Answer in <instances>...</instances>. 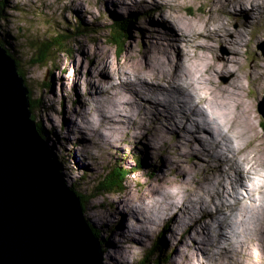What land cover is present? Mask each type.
Instances as JSON below:
<instances>
[{
    "label": "rangeland",
    "instance_id": "374dc122",
    "mask_svg": "<svg viewBox=\"0 0 264 264\" xmlns=\"http://www.w3.org/2000/svg\"><path fill=\"white\" fill-rule=\"evenodd\" d=\"M162 1L0 0V33L3 34L0 39L8 41L12 58L18 60L17 69L24 75L32 106L35 101L40 104L37 108L33 106L32 115L46 129L43 139L60 167L64 183L68 186L75 183L76 190L87 200L88 190L114 164L119 163L130 170L125 175V187L121 192L108 194L105 199L99 196L84 202L87 222L101 230L104 264H138L150 250L155 248V252L158 251L157 244L166 259L164 264H264V241L259 240L264 236V222L256 231L258 235L254 236L251 234L255 231L237 230L235 226L233 238L237 243L230 241L233 235L230 218L235 220L236 213H241L234 203L244 201L238 195L242 188H247L248 180L253 182L251 191L260 194L252 198V208L246 207L253 215L251 227L257 219L254 215H259L260 209L264 208L263 170L249 177L236 173L229 162L222 160L225 156L231 157L232 152L209 122L206 125L218 148V159L208 156L202 161L192 156L179 157L177 152L184 148H176L181 141L176 133L183 132L176 122L185 120L179 115L181 110L158 108L156 112L168 120L165 126L164 118L155 115H147L148 119L141 122L129 118L126 113L124 118H114L119 123L118 129H112L110 123L114 119L111 122L107 119L111 112L115 113L111 105L133 103L127 89L141 84L129 72L128 81H122L123 75L115 71L117 64L124 65L127 71L131 59L139 60L145 66L148 46L152 49L153 60L160 61L168 72L185 63L182 34L187 35L169 20V8ZM169 1L176 6L170 9V13L177 15V7H180L179 14L187 12L189 19L204 18L212 2ZM219 5L221 9L214 12L218 15L217 30L209 26L211 34L204 31L195 41L201 43L199 49L207 57L206 61L225 62L230 68L209 75L201 61L194 67L202 68L203 75L213 76L214 80L206 79L209 82L207 88L212 91H216L217 81L229 85L237 79L242 83L243 97L247 99L254 127L262 138L248 142L242 149L243 153L251 151L253 162L260 163V157L264 156V129L260 125L263 117L258 111V106L264 105V0H253L250 4L244 2L236 9L229 7L228 11L222 2ZM254 13L263 17L262 21L250 22L248 18H254ZM117 16L134 17L132 29L121 42L123 46L119 51L116 44L108 42V31L115 28L113 18ZM60 35L65 36L63 40L67 49L54 51L46 57L52 58V63L32 64L36 49ZM157 82L165 100L185 97L175 93L181 88L180 81L172 85L164 79H157ZM255 83V94L252 95L250 90ZM190 96L197 101L196 94L190 93ZM195 105L205 109L202 103ZM207 140L211 144V138ZM181 158L184 161L179 166L180 161L175 163L174 160ZM234 176L236 187L229 182ZM225 186L224 194L215 193L225 190ZM181 197H184L183 203ZM195 201L201 203L195 205ZM187 206L202 208L203 212L198 210L192 215L200 216L199 223L208 225L209 229L205 231L208 237H219V228H215L219 222L229 223L230 228L220 227L223 240H218L221 248L209 246L206 242L191 249V230L185 229L179 215L168 216ZM219 209L222 212L217 214ZM226 249L230 252L225 253ZM152 257L154 260V255ZM152 259L148 264H153Z\"/></svg>",
    "mask_w": 264,
    "mask_h": 264
},
{
    "label": "bare ground",
    "instance_id": "6f19581e",
    "mask_svg": "<svg viewBox=\"0 0 264 264\" xmlns=\"http://www.w3.org/2000/svg\"><path fill=\"white\" fill-rule=\"evenodd\" d=\"M186 1L190 2L195 0H186ZM215 1L216 2H213L212 0L210 6L208 7V10H206L207 15L204 18H200V19L187 18L186 16L187 12L179 14L178 10H180L179 9L180 7H177V15L175 13H170V9L173 10V8H175L176 6L174 5V3H172V1L169 0L162 1L164 5L167 7V9L169 8L168 9L169 11H167V17L169 18V20L173 22L175 28L181 27L183 29V33L187 35V37H184V34H182L183 36L182 38L185 41L184 46L186 48V51L184 52L185 63L181 64V66H179L175 71L168 72V68H166L160 61L153 60L152 49L147 45L149 51L147 55L148 59L145 60L146 62L145 66L142 65L139 60L131 59L128 60V63H130V70L127 71L124 65L117 64L115 71L117 74H120L121 76L123 75L122 81H128V72H129L133 75V77L135 76L134 80L141 82V84L136 86H129V88L127 89L132 95L133 103L125 102L121 105H116V107L114 105H111V109L115 110V113L111 112V114H109L107 119L111 122L112 119L117 117L124 118L126 117V113H129L128 115L129 118L133 120L138 119V121L142 122L143 120L148 119L147 115H155L158 118H162V119L164 118L163 126H165L168 120L164 115H162L159 112H156L158 108H163L167 110H181L179 112V115H181L185 120L180 121L179 123H178L179 120L176 122L178 128H180V130L183 131L182 134L179 131H177L176 133L177 134L176 137L179 140H181L179 141V144H177L176 148L177 149L178 147L179 148L184 147V148L177 152V155L179 157L192 156L194 159H198V160L200 159L202 161H204L205 158L208 156L211 157V159H218L219 157L218 148H216L217 147L216 143L212 139L210 130H208V126L206 125V122H209L214 125L215 130L218 131L219 136L221 137L222 140H224L227 149H229L232 152L231 157L225 156L223 157L222 160L229 162L230 165L234 167L236 173L239 174L243 173V177H249L250 174L252 173H258V171L260 170L264 171V156L260 157L259 159V161L261 160L260 163H256L258 161H256L257 160L256 159L255 160L256 162H253V158H252L253 156L251 157L250 154L251 151L250 152L247 151L248 153H243L242 148H245L248 142L255 141V139L259 138L258 131L255 129L254 123L250 116L251 112H249L250 107L246 102L247 99L243 97L244 94L242 93L243 85L240 81H237V79H235L234 82H231L229 85L217 81V85H216L217 88L214 89L216 91H212L209 88H207L209 82L206 79L207 78L210 79L213 77L212 75H211L212 77H209L211 73H213L214 71L217 72L218 70L220 71L225 70L226 68L228 69L230 68V66H228V64H226L225 62L218 63L210 60L206 61L207 57L199 49L201 43L196 42L195 39L200 35V33L204 31H206L207 34H211L209 26H212L213 29L217 30L216 20H218V15L217 13L216 15H214V12L219 8L221 9L220 7L221 5H219L220 2H222V5H225L227 7L226 10L228 11L229 7L236 9L240 7L244 2H248V4H250L253 0H215ZM256 11L257 10H255L254 12ZM262 14H264V12H262ZM253 16H255V13ZM262 18L263 17H259L258 15H256L254 18L249 17L248 20L250 22L255 23L258 20L262 21ZM156 37L157 36H155L154 38ZM199 61H201L202 64L205 65V67H207L206 73L209 75H205V74L203 75L202 68L197 69L196 67H194V65L199 64ZM126 72L127 75H124V73ZM157 79H164L167 82H169L171 85L177 80L180 81L181 88L180 89L177 88V92L175 93L184 94L185 97L165 100L163 90L161 86L158 84ZM212 80H214V78H212ZM255 85L256 83L252 85V88L250 90L252 95L255 94V90H254ZM190 93L197 95L196 102L194 101L192 96H190ZM116 96L118 99H120L118 92ZM154 99L156 100V102H154ZM195 103L204 104L205 109H202V107L198 108L195 105ZM127 106L129 108H127ZM136 111L137 113H135ZM110 124L112 125V129L114 128L118 129L119 123L116 119H114L113 123L111 122ZM206 137L211 138V144H209ZM259 141L261 142V140ZM233 142H235L236 144H233ZM209 146L212 149H209L208 148ZM177 161H180L179 166H182L184 159L181 158V160H176V159L174 160L175 163H177ZM232 173H234L233 170ZM229 182L230 185L232 186L236 187V185H238L236 183L235 176L232 179V181ZM248 182L249 184H246V186L247 188H249L248 190L249 197L251 199L252 198L255 199L257 197H254V195L257 192L251 191L253 182L250 180H248ZM258 187H261V185H259ZM225 192H226V186H225V190L219 192L216 191L215 193L216 194L220 193L222 195V193L224 194ZM257 194L259 197L260 194L259 193ZM180 202L181 203L184 202V197L180 198ZM200 203L201 201L194 202L195 205ZM251 203L252 202H250L249 204L243 203L244 205H242L241 203L239 204L238 202H236L234 204V207L237 210H239L241 213L239 212L236 213L235 220L230 218V225L232 223L231 232L233 233L230 239L231 243H237L236 238H233V236L235 235L234 234L235 226L237 230L242 229V231H246V230L255 231L252 232L251 234L252 236L258 235L256 231L260 230V226L262 222H264L263 220L264 208L260 209L259 215L257 214L254 215V217L257 219L255 222H253L254 223L253 227H251L250 223H252L253 215L250 212H248L246 209V207L252 208ZM173 204L176 205L178 203H173ZM164 207L166 209L167 204L166 206L164 205ZM178 209L176 211H172L168 216L170 218V217H177V215H179L182 222L184 223L185 229L191 230V235H190L192 241L191 249L199 248L201 244L204 245L206 244V242L207 245L215 246V248L222 247L221 246L222 244H220L221 242L218 240L220 238L223 240V237H221L222 232L220 231V227L221 229H224V226L227 227L229 226L230 228L229 223L219 222L217 226L215 225L216 227L214 226L215 228H219L217 230L219 237L217 236L208 237L206 236L205 233V231L209 229L208 225L200 224L199 223V219H201L200 216L199 218H197L196 216L193 217L192 215V213L198 210L199 213L203 212L200 206H196V207L187 206ZM221 212L222 210L219 209V213L217 214H220ZM208 214L209 212L207 213V215ZM192 219L195 220L192 221ZM240 219H246V220L239 221ZM259 240L262 241L263 243L264 236ZM239 246H241V244H239ZM226 252L229 253L230 251L226 249L225 253ZM211 255H214V253L212 252Z\"/></svg>",
    "mask_w": 264,
    "mask_h": 264
},
{
    "label": "water",
    "instance_id": "95a60500",
    "mask_svg": "<svg viewBox=\"0 0 264 264\" xmlns=\"http://www.w3.org/2000/svg\"><path fill=\"white\" fill-rule=\"evenodd\" d=\"M258 111L264 124V105ZM31 116L28 88L0 42V264H104L81 199Z\"/></svg>",
    "mask_w": 264,
    "mask_h": 264
},
{
    "label": "trees",
    "instance_id": "16d2710c",
    "mask_svg": "<svg viewBox=\"0 0 264 264\" xmlns=\"http://www.w3.org/2000/svg\"><path fill=\"white\" fill-rule=\"evenodd\" d=\"M113 19H114L113 21H114L115 28L111 29L112 33H111V31L110 32L108 31V36H109L108 42L116 44L118 46V51H119V50H121V46H123L121 42H124V39L127 37L126 36L127 33H129L132 29V23L134 22V17L128 16L126 18H121V17L119 18L117 16L116 18H113ZM0 34L3 36L2 33H0ZM64 38H65L64 35H60V37H56L55 39H50L51 43H49V44L42 43L36 49L37 50L36 56L31 61V63L32 64H36V63L49 64V63H52L53 62L52 58H50V60L47 59L51 53H53L54 51L60 52V51L67 49L66 48V42H65V40H63ZM3 41H5V42H3ZM3 41L0 39L1 45H3L5 47V49L7 50V54H9L11 57H13V51L10 48L8 41L4 38H3ZM15 63H16V66L18 67V65H19L18 60L15 59ZM17 71L21 75V77L24 79L23 73H21L19 71V69H17ZM24 82H25V79H24ZM25 84H26V82H25ZM29 101H30V95H29ZM34 103H35V105H33L34 108L35 107L37 108L40 105L38 101H35ZM33 106H32V102L30 101V109H32ZM31 117L35 122L36 129H37L38 133L43 138L42 134L46 130L44 125L41 122L36 121L34 115H32ZM260 125L264 129L263 121L260 122ZM55 138H56V136H55ZM52 159H53V161H55L57 163L54 156H52ZM59 170H60V167H59ZM127 172H130L129 168L126 170L121 164H119V163L114 164L113 167H111L107 170V173H105L103 176L100 177V179H97L95 181V184L93 187H91L90 189L88 188L89 194L86 195V199L90 200V199L95 198V197H99V196L104 197V195H107V194L121 192V190L125 187L123 185V182H124L125 175L127 174ZM69 187L71 189H73L74 191H76V194L81 199V204H82L83 209H84L85 208L84 202H87V200L83 199V197H85L84 194H81L76 190L77 186H75V183L71 184ZM89 225L91 227V230H92L94 236L97 237L99 239L100 243L103 245V240L101 238L102 235H101L100 228L95 227L91 224H89ZM156 249L158 250L157 252H155V248H154L153 251L150 250L148 253H146V255L142 258V260L139 261L138 264H148L149 260H151L153 258L152 257L153 255L155 257L154 260L152 259L153 264H156V263L157 264L158 263L164 264V263H166V259H164L161 255L162 254V248L159 247V244H157Z\"/></svg>",
    "mask_w": 264,
    "mask_h": 264
}]
</instances>
